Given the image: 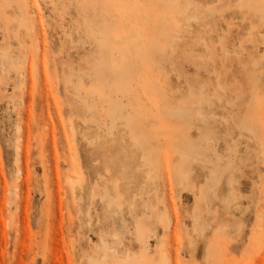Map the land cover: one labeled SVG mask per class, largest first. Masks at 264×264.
<instances>
[{
	"label": "rangeland",
	"instance_id": "1",
	"mask_svg": "<svg viewBox=\"0 0 264 264\" xmlns=\"http://www.w3.org/2000/svg\"><path fill=\"white\" fill-rule=\"evenodd\" d=\"M262 31L264 0H0V264H264Z\"/></svg>",
	"mask_w": 264,
	"mask_h": 264
},
{
	"label": "bare ground",
	"instance_id": "2",
	"mask_svg": "<svg viewBox=\"0 0 264 264\" xmlns=\"http://www.w3.org/2000/svg\"><path fill=\"white\" fill-rule=\"evenodd\" d=\"M261 36L264 37V31L261 32ZM20 147H21V146L18 144V145H17V148L19 149ZM17 148H16V149H17ZM19 150H20V149H19ZM19 150H18V151H19ZM73 180H74V179H73ZM74 181H75V180H74ZM75 184H76V183H75ZM74 186H75V185H74ZM261 216H262V215H261ZM174 225H175V224H174ZM258 225H259V224H258ZM258 225H257V226H258ZM252 228H253V227H252ZM253 233H254V231H253ZM255 233H256V232H255ZM260 246H261V244H260ZM258 250L260 251V248H259Z\"/></svg>",
	"mask_w": 264,
	"mask_h": 264
},
{
	"label": "snow or ice",
	"instance_id": "3",
	"mask_svg": "<svg viewBox=\"0 0 264 264\" xmlns=\"http://www.w3.org/2000/svg\"><path fill=\"white\" fill-rule=\"evenodd\" d=\"M260 219L264 220V216H261ZM201 264H207V257H205V260L201 261Z\"/></svg>",
	"mask_w": 264,
	"mask_h": 264
}]
</instances>
